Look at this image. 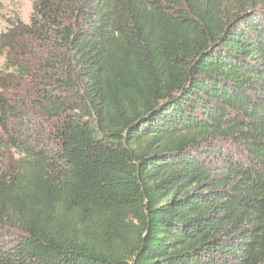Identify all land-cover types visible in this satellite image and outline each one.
Segmentation results:
<instances>
[{"label": "trees", "instance_id": "1", "mask_svg": "<svg viewBox=\"0 0 264 264\" xmlns=\"http://www.w3.org/2000/svg\"><path fill=\"white\" fill-rule=\"evenodd\" d=\"M0 34V264H264V0H34Z\"/></svg>", "mask_w": 264, "mask_h": 264}, {"label": "rangeland", "instance_id": "2", "mask_svg": "<svg viewBox=\"0 0 264 264\" xmlns=\"http://www.w3.org/2000/svg\"><path fill=\"white\" fill-rule=\"evenodd\" d=\"M34 0H0V34L7 28V19L18 17L23 23L28 24ZM4 58L0 57V68Z\"/></svg>", "mask_w": 264, "mask_h": 264}]
</instances>
